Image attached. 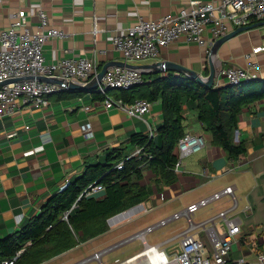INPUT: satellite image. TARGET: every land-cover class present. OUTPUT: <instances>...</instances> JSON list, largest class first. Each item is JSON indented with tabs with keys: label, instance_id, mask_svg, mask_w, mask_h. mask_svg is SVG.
<instances>
[{
	"label": "crops",
	"instance_id": "crops-1",
	"mask_svg": "<svg viewBox=\"0 0 264 264\" xmlns=\"http://www.w3.org/2000/svg\"><path fill=\"white\" fill-rule=\"evenodd\" d=\"M191 1L0 0V29L10 26L20 15L26 16L28 25L35 30L40 23L39 11L44 10L50 23L67 34L63 38L53 37L45 44L47 62L84 55L96 60L99 71L109 62L135 65L173 62L208 76L211 71V48L216 42L212 40L209 29L205 33L208 40L204 46L181 36L162 47L156 58L142 61L126 60L114 43L116 36L128 33L140 18L159 20L190 7ZM201 1L218 4L223 0ZM246 26L251 27L223 42L213 56V63L218 69L214 87L229 86L222 70L236 66L257 74L241 85L250 87L255 82L264 83V49L253 52L258 46L264 47V19L253 20ZM240 27L229 24L227 34ZM247 53L250 58L245 56ZM252 62L259 63L258 70L251 67ZM114 66L118 65L109 68ZM140 69L146 82L138 87L141 92L154 76L172 73L189 77L173 69L164 72L152 67L143 66ZM120 91L112 89L110 94L116 97ZM97 95L95 89L85 91L66 87L51 94L47 106L37 107L19 99L13 114L3 115L0 112V239L15 233L24 223L40 215L46 201L80 176L87 165L105 162L107 155L116 149L123 148L128 156L133 154L136 145L131 143V137L139 133L149 134V124L158 128L163 121L161 100L152 101L146 121L131 117L119 108L106 109ZM86 106L91 108L85 109ZM238 122L234 139L236 142L245 141L248 149L238 159H232L222 147L212 142L211 133L205 130L197 110L186 107L185 131L203 136L205 145L187 156L194 155L192 160L184 162L182 171L176 173L175 184L161 191L154 186V194L146 201L151 207L146 213L150 219L140 222L136 216L117 226H109L106 232L41 264H71L84 257V253H78L80 247L91 245L85 254L102 249L227 185L235 186L239 199L238 208L230 215H238L242 219V231L231 257H244V264H257L258 254L264 252V99L248 105L238 115ZM26 126H30L29 129ZM39 145L43 146L42 150L26 154ZM145 174V181L149 182L153 172L145 170ZM98 195L104 197L105 188ZM231 205L230 198L224 197L200 209L194 219H207ZM247 205L252 206V210H246ZM219 223L222 226L221 220ZM187 226L184 217L173 220L149 233L148 240L172 253L180 250V239L168 240ZM194 233L204 242L208 240L204 231L198 229ZM135 241L140 240L116 250H124L126 245ZM140 245L135 253L142 249V243ZM106 263L113 262L106 259Z\"/></svg>",
	"mask_w": 264,
	"mask_h": 264
},
{
	"label": "built area",
	"instance_id": "built-area-1",
	"mask_svg": "<svg viewBox=\"0 0 264 264\" xmlns=\"http://www.w3.org/2000/svg\"><path fill=\"white\" fill-rule=\"evenodd\" d=\"M39 17L40 23L35 30L28 25L26 16L20 15L16 16V20L10 26L0 29V82L13 80L0 86V112L3 115L13 114L19 99L37 107L47 106L51 94L65 89L62 84L45 81L40 77L69 78L84 83L99 72L96 60L84 55L47 62L45 44L53 37L63 38L67 34L50 23L49 16L44 10L39 11ZM259 19H264V0H223L218 4L192 0L190 7L182 8L176 14H167L159 20L140 18L128 33L116 36L114 43L126 60L142 61L156 58L162 47L175 42L181 36L204 46L208 40L205 36L208 29L211 31L212 40L215 41L228 33L229 24L246 26ZM263 49V46H258L253 52ZM245 56L250 58L249 53ZM251 67L258 70L259 63L252 62ZM222 74L229 85H240L257 76L255 72L237 66L223 69ZM143 82L145 78L141 69L118 65L108 69L95 90L104 95L102 103L106 109L119 108L131 117L147 121L153 104L151 100L139 98L134 102H126L123 98L110 94L112 89L130 90ZM29 127L26 126L28 129ZM149 127V136L153 138L158 130L151 124ZM87 131L91 132L89 127ZM204 145L203 136L186 132L178 143V160L174 170L182 171L186 156L203 148ZM42 149L43 146L39 145L26 154L31 155ZM142 156L143 147H136L133 154L127 158ZM117 167L122 169L124 161L119 162ZM66 186L67 184L63 189ZM102 188L104 187L101 184L94 182L84 190L83 195H93ZM224 197L231 200L232 205L229 208L201 221L194 219L200 209ZM238 205L235 186L227 185L71 264H88L93 261L107 264L105 260L107 254L134 240L141 241L142 249L125 259L117 258L112 264H244L246 262L244 257L236 259L231 257L233 246L242 231L241 217L230 215ZM149 210L151 207L146 202H140L109 217L107 222L110 227H114ZM246 210H252V206L247 205ZM182 217L186 219L188 226L168 240L172 242L180 239V250L170 253L148 240L149 233ZM198 229L206 233L211 247L196 236L194 232ZM16 258L17 256L4 260L3 264H14ZM256 262L264 264V252L258 254Z\"/></svg>",
	"mask_w": 264,
	"mask_h": 264
},
{
	"label": "trees",
	"instance_id": "trees-1",
	"mask_svg": "<svg viewBox=\"0 0 264 264\" xmlns=\"http://www.w3.org/2000/svg\"><path fill=\"white\" fill-rule=\"evenodd\" d=\"M80 95L82 92H78ZM98 98L104 95L98 93ZM116 97L126 102L138 98L161 100L163 121L157 134L139 133L131 143L143 147L141 158L131 157L123 148L107 155L105 162L86 166L84 172L52 195L40 215L24 223L15 233L0 239V264L17 256L14 264H41L109 229L108 218L127 208L148 201L154 186L161 191L177 182L174 166L178 160V143L186 134L185 110L195 108L212 142L227 156L238 159L247 152L245 141L236 142L238 115L251 103L264 99V83L225 87H206L190 77L154 76L141 92L138 87L121 90ZM124 161L119 169L118 163ZM145 170L153 176L145 181ZM97 182L106 195H83Z\"/></svg>",
	"mask_w": 264,
	"mask_h": 264
},
{
	"label": "water",
	"instance_id": "water-1",
	"mask_svg": "<svg viewBox=\"0 0 264 264\" xmlns=\"http://www.w3.org/2000/svg\"><path fill=\"white\" fill-rule=\"evenodd\" d=\"M250 27L251 26H242V27L238 28L237 30H235V31H233L227 35H224L221 38L216 40V42L214 43V45L211 48V55H212L211 59H210L211 71H210V74L208 76H204L203 74H200L199 72H197L195 70L186 68L184 66H181L179 64H175L173 62H155L154 64H149V65H135V64H129L126 62H109L90 81L84 82V83L73 80V79H69V78L65 79V78H55V77H48V76L40 77V79L45 80V81H50V82L62 84V85H64L65 88L67 87L71 90L90 91V90H94L97 88L99 82L102 80L103 76L106 74L109 67L112 65L127 66V67L138 68V69H140L144 66V67H152L156 71H159V72H164L168 69H173V70H176L179 72H184L190 78L196 80L200 84H203L206 87H214V82H215V79L218 75V69L213 63V56L217 53L219 46L223 42H225L227 39H229L234 34L240 32L242 30L248 29ZM11 81H13V80H6L3 82H0V86L6 84L8 82H11ZM145 83L146 82L138 84L136 87H140L141 85H143ZM229 86H237V85H229Z\"/></svg>",
	"mask_w": 264,
	"mask_h": 264
},
{
	"label": "rangeland",
	"instance_id": "rangeland-1",
	"mask_svg": "<svg viewBox=\"0 0 264 264\" xmlns=\"http://www.w3.org/2000/svg\"><path fill=\"white\" fill-rule=\"evenodd\" d=\"M192 157H187L186 156V158L184 159V162L187 163L188 161L192 160ZM145 214L146 213H143V214H141V215L138 216V219H139L140 222H146L147 220L150 219V216L147 215V214L145 215ZM205 243L207 244V246L211 247V244H210L209 240H205ZM140 244H141L140 241H135L133 243H130V244H128V245H126L124 247V250L118 249V250H115V251L111 252L107 258L105 257V260L106 259H109L110 262L112 263V262H114V259L116 257H118L120 259H125L126 257H128V256L134 254L136 251H138L141 248V245ZM89 248H91V245L90 244H86V245L80 247V249H78V253H80V254L81 253H84L83 256L85 257V256H87V255H89V254L92 253V252H89V253L85 254V252L88 251ZM123 251H125V252H123ZM79 259H81V258H79ZM88 264H98V263L96 261H93V262H90Z\"/></svg>",
	"mask_w": 264,
	"mask_h": 264
}]
</instances>
